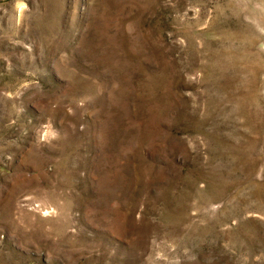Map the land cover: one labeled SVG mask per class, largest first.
<instances>
[{
  "label": "rangeland",
  "instance_id": "obj_1",
  "mask_svg": "<svg viewBox=\"0 0 264 264\" xmlns=\"http://www.w3.org/2000/svg\"><path fill=\"white\" fill-rule=\"evenodd\" d=\"M0 264H264V0H0Z\"/></svg>",
  "mask_w": 264,
  "mask_h": 264
}]
</instances>
